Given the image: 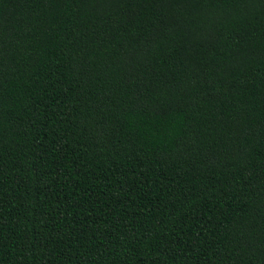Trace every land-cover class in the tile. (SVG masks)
<instances>
[{
  "label": "trees",
  "instance_id": "16d2710c",
  "mask_svg": "<svg viewBox=\"0 0 264 264\" xmlns=\"http://www.w3.org/2000/svg\"><path fill=\"white\" fill-rule=\"evenodd\" d=\"M0 264H264V0H0Z\"/></svg>",
  "mask_w": 264,
  "mask_h": 264
}]
</instances>
